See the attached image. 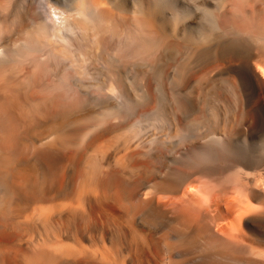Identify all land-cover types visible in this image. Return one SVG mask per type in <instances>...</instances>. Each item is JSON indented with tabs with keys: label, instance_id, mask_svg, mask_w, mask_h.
Instances as JSON below:
<instances>
[{
	"label": "bare ground",
	"instance_id": "bare-ground-1",
	"mask_svg": "<svg viewBox=\"0 0 264 264\" xmlns=\"http://www.w3.org/2000/svg\"><path fill=\"white\" fill-rule=\"evenodd\" d=\"M137 5L0 0V264H264V0Z\"/></svg>",
	"mask_w": 264,
	"mask_h": 264
},
{
	"label": "rangeland",
	"instance_id": "rangeland-1",
	"mask_svg": "<svg viewBox=\"0 0 264 264\" xmlns=\"http://www.w3.org/2000/svg\"><path fill=\"white\" fill-rule=\"evenodd\" d=\"M139 2V4L141 3V2H144V0H127V2L124 0V2L126 3V5L129 7V15L131 14V10L133 11V6L136 8L138 5H137V3ZM128 3V4H127ZM179 5V4H178ZM256 137L254 138V139H257V140H259L260 139V141H262L263 139H264V128H263V130H261V132L259 133V134H257V135H255ZM248 138H250V136H247ZM254 137V136H253Z\"/></svg>",
	"mask_w": 264,
	"mask_h": 264
}]
</instances>
